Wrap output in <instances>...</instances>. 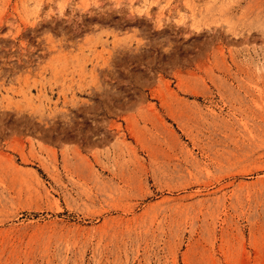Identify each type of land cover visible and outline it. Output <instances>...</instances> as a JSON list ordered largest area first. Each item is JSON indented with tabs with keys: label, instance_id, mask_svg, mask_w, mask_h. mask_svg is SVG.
<instances>
[{
	"label": "rangeland",
	"instance_id": "1",
	"mask_svg": "<svg viewBox=\"0 0 264 264\" xmlns=\"http://www.w3.org/2000/svg\"><path fill=\"white\" fill-rule=\"evenodd\" d=\"M0 264H264V0H0Z\"/></svg>",
	"mask_w": 264,
	"mask_h": 264
}]
</instances>
